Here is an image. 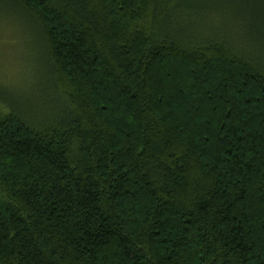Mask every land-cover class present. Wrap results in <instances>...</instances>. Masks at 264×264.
I'll list each match as a JSON object with an SVG mask.
<instances>
[{
  "label": "trees",
  "instance_id": "trees-1",
  "mask_svg": "<svg viewBox=\"0 0 264 264\" xmlns=\"http://www.w3.org/2000/svg\"><path fill=\"white\" fill-rule=\"evenodd\" d=\"M5 2L39 63L0 86V264H264V0L251 47L208 0Z\"/></svg>",
  "mask_w": 264,
  "mask_h": 264
},
{
  "label": "rangeland",
  "instance_id": "rangeland-1",
  "mask_svg": "<svg viewBox=\"0 0 264 264\" xmlns=\"http://www.w3.org/2000/svg\"><path fill=\"white\" fill-rule=\"evenodd\" d=\"M208 1L211 4L207 9L214 11L221 22H224L223 18L238 16L235 24L232 25L237 32V44L245 47L253 46L248 30L251 28L248 23L250 13L244 6L246 3L248 7L251 0H243V2L241 0ZM1 6H5L4 9L9 10L12 15L0 14V86L8 89L10 95L30 97L28 92H22L19 89L24 88L26 82L29 87L33 88L34 76H31L29 72L32 62H38V53L35 48L37 32L34 29H27L23 25L19 20L20 10L16 9L10 2H5ZM257 30L255 34L258 32Z\"/></svg>",
  "mask_w": 264,
  "mask_h": 264
}]
</instances>
